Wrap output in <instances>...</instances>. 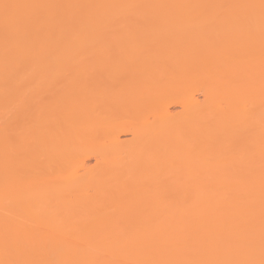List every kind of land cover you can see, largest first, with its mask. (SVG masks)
<instances>
[{"label": "bare ground", "instance_id": "obj_1", "mask_svg": "<svg viewBox=\"0 0 264 264\" xmlns=\"http://www.w3.org/2000/svg\"><path fill=\"white\" fill-rule=\"evenodd\" d=\"M0 264H264V0H0Z\"/></svg>", "mask_w": 264, "mask_h": 264}, {"label": "rangeland", "instance_id": "obj_2", "mask_svg": "<svg viewBox=\"0 0 264 264\" xmlns=\"http://www.w3.org/2000/svg\"><path fill=\"white\" fill-rule=\"evenodd\" d=\"M166 33H168V32H165V33L162 34L163 37H167V36H169L170 33H168V35H167ZM162 35H161V36H162ZM165 35H167V36H165ZM197 96H198L200 99H202V95H201V93H197ZM176 108H177V107H173V109H176Z\"/></svg>", "mask_w": 264, "mask_h": 264}]
</instances>
